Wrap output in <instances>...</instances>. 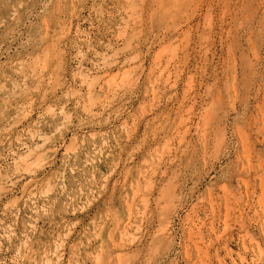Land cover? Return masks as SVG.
I'll list each match as a JSON object with an SVG mask.
<instances>
[{"label":"rangeland","instance_id":"374dc122","mask_svg":"<svg viewBox=\"0 0 264 264\" xmlns=\"http://www.w3.org/2000/svg\"><path fill=\"white\" fill-rule=\"evenodd\" d=\"M0 84V264H264V0H0Z\"/></svg>","mask_w":264,"mask_h":264},{"label":"bare ground","instance_id":"6f19581e","mask_svg":"<svg viewBox=\"0 0 264 264\" xmlns=\"http://www.w3.org/2000/svg\"><path fill=\"white\" fill-rule=\"evenodd\" d=\"M73 11H74V10H73ZM59 32H60V31H59ZM64 33H65V32H64ZM59 35H60V34H59ZM64 36H65V35H64ZM57 37H58V36H57ZM56 39H57V38H56ZM64 39H65V38H64ZM56 42H57V40H56ZM58 42H59V41H58ZM49 43H51V42H49ZM61 43H62V42H61ZM47 47H48V46H47ZM50 48H51V47H50ZM43 49H44V48H43ZM44 50H45V49H44ZM42 53H44V52H42ZM39 55H40V54H39ZM47 55H48V54H47ZM50 55H51V54H50ZM39 57H41V56H39ZM48 57H49V56H48ZM34 59H35V58H34ZM36 59H37V57H36ZM38 60H39V59H38ZM39 61H40V60H39ZM44 61H45V60H44ZM52 61H53V60H52ZM31 62H32V61H31ZM33 62H35V61L33 60ZM37 64H39V62H37ZM37 64H36V65H37ZM17 65H18V64H17ZM21 65H23V64H21ZM28 65H29V64H28ZM31 66H32V65H31ZM38 66L40 67V65H38ZM28 67H29V66H28ZM13 68H14V67H13ZM15 68H16V67H15ZM17 68H19V67H17ZM31 68H32V67H31ZM34 68H35V67H34ZM51 68H52V67H51ZM26 69H28V68L26 67ZM46 69H47V68H46ZM36 70H37V69H36ZM17 71H18V70H17ZM24 71H25V70H24ZM26 71H27V70H26ZM28 71H29V70H28ZM40 71H42V70L40 69ZM45 71H46V70H45ZM43 72H44V69H43ZM56 72H57V71H56ZM25 73H26V72H25ZM25 73H24V74H25ZM34 73H35V72H34ZM36 73H37V72H36ZM38 73H40V72L38 71ZM41 73H42V72H41ZM29 74H31V72H30ZM44 74H45V73H44ZM57 74H58V73H57ZM57 74H56V75H57ZM26 75H27V74H26ZM26 75H25V76H26ZM31 75H32V74H31ZM58 75H59V74H58ZM19 76H20V74H19ZM22 76H23V75H22ZM27 76H28V75H27ZM27 76H26V77H27ZM29 76H30V75H29ZM29 76H28V77H29ZM43 76H45V75H43ZM16 77H17V76H16ZM30 77H31V76H30ZM32 77H33V75H32ZM52 77H53V76H52ZM22 78H23V77H22ZM9 79H10V78H9ZM28 79H29V78H28ZM33 79H34V78H33ZM10 80H11V79H10ZM18 80H20V78H19ZM49 80H50V79H49ZM52 80H53V79H52ZM20 81H21V80H20ZM30 81H31V80H30ZM32 81H33V80H32ZM36 81H37V80H36ZM41 81H42V80H41ZM4 82H5V81H4ZM6 82H7V80H6ZM9 82H10V81H9ZM14 82H15V81H14ZM33 82H35V81H33ZM46 82H47V81H46ZM25 83H26V82H25ZM42 83H43V82H42ZM17 84H18V83H17ZM37 84H38V83H37ZM37 84H36V85H37ZM40 84H41V83H40ZM0 85H1V84H0ZM2 85H3V84H2ZM5 85H6V84H5ZM18 85H20V84H18ZM38 85H39V84H38ZM8 86H9V85L7 84V87H8ZM9 87H10V86H9ZM19 87H20V86H19ZM38 87H39V86H38ZM3 88H5V87H3ZM11 88H12V87H11ZM5 89H6V88H5ZM12 89H13V88H12ZM15 89H16V88H15ZM15 89H13V90H15ZM18 89H19V88H18ZM25 89H26V88H25ZM41 89H42V88H41ZM8 90H9V88H8ZM8 90H7V91H8ZM3 91H4V90H3ZM9 92H10V91H9ZM26 92H28V91H26ZM26 92H25V93H26ZM5 93H6V91H5ZM17 93H19V92L17 91ZM17 93H15V94H17ZM22 94H23V93H21V95H22ZM27 94H29V93H27ZM32 94H33V93H32ZM6 95H8V94H6ZM17 95H18V94H17ZM25 95H26V94H25ZM29 95H30V94H29ZM31 96H32V95H31ZM14 97H15V96H14ZM26 97H27V95H26ZM22 98H23V97H22ZM22 98H21V99H22ZM32 98H33V97H32ZM12 99H13V98H12ZM18 99H20V98H18ZM22 100H23V99H22ZM22 100H21V101H22ZM26 100H27V99H26ZM31 100H32V99H31ZM27 101H28V100H27ZM33 101H34V100H33ZM33 101H32V102H33ZM22 102H23V101H22ZM18 103H19V102H18ZM26 103H28V102H26ZM30 105H31V104H30ZM17 108H18V107H17ZM15 109H16V108H15ZM40 112H41V111H40ZM31 202H32V201H31ZM64 203H65V202H64ZM41 208H42V207H41ZM15 223H16V222H15ZM2 238H3V237H2Z\"/></svg>","mask_w":264,"mask_h":264}]
</instances>
